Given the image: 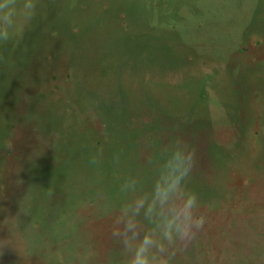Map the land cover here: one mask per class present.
<instances>
[{"label":"rangeland","instance_id":"374dc122","mask_svg":"<svg viewBox=\"0 0 264 264\" xmlns=\"http://www.w3.org/2000/svg\"><path fill=\"white\" fill-rule=\"evenodd\" d=\"M35 3L0 42V264H127L120 184L177 138L207 223L171 264H264V0Z\"/></svg>","mask_w":264,"mask_h":264},{"label":"clouds","instance_id":"9594fccd","mask_svg":"<svg viewBox=\"0 0 264 264\" xmlns=\"http://www.w3.org/2000/svg\"><path fill=\"white\" fill-rule=\"evenodd\" d=\"M35 11V0H0V42L10 40L18 15L28 22ZM195 160V150L177 138L162 150L150 188L143 189L137 177L120 184L126 200L113 218L111 236L127 264H171L204 230L207 216L187 186ZM104 211L112 215L108 207Z\"/></svg>","mask_w":264,"mask_h":264}]
</instances>
